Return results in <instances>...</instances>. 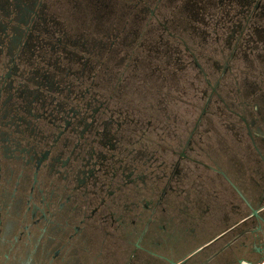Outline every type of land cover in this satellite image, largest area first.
Here are the masks:
<instances>
[{
    "label": "flooded vegetation",
    "instance_id": "1",
    "mask_svg": "<svg viewBox=\"0 0 264 264\" xmlns=\"http://www.w3.org/2000/svg\"><path fill=\"white\" fill-rule=\"evenodd\" d=\"M232 131L264 166V0H0V264H169Z\"/></svg>",
    "mask_w": 264,
    "mask_h": 264
},
{
    "label": "crops",
    "instance_id": "2",
    "mask_svg": "<svg viewBox=\"0 0 264 264\" xmlns=\"http://www.w3.org/2000/svg\"><path fill=\"white\" fill-rule=\"evenodd\" d=\"M203 167L200 165L195 206L167 209L158 222L161 228L155 235L176 240L180 251L167 260L175 264H221L226 260L257 264L262 260L258 247L264 237V183L258 186L254 179L245 178L240 163L231 160V184L221 188L205 177ZM251 210L256 211L255 216Z\"/></svg>",
    "mask_w": 264,
    "mask_h": 264
},
{
    "label": "rangeland",
    "instance_id": "3",
    "mask_svg": "<svg viewBox=\"0 0 264 264\" xmlns=\"http://www.w3.org/2000/svg\"><path fill=\"white\" fill-rule=\"evenodd\" d=\"M217 121V120H216ZM216 124V123H215ZM217 124H219V121H217ZM214 132V141L218 142V140H223L221 138L222 135H224V130L222 128H218L213 131ZM230 139V137H229ZM231 144L227 143H216V145H212L211 147L217 154L218 150L220 149L223 151L222 148L224 147H230L231 150V156H232V161L233 163H240L242 166V172L243 176L245 178H248L250 180L254 179L255 181L264 183V166L262 162L258 159V156L255 154L256 152L253 149H250V144L248 145L249 147L245 146L243 148V143H239L237 140V135L234 134V131H232L231 135ZM260 140V138H258ZM217 183V181H215Z\"/></svg>",
    "mask_w": 264,
    "mask_h": 264
},
{
    "label": "built area",
    "instance_id": "4",
    "mask_svg": "<svg viewBox=\"0 0 264 264\" xmlns=\"http://www.w3.org/2000/svg\"><path fill=\"white\" fill-rule=\"evenodd\" d=\"M258 248L260 249L262 260L258 262L257 264H264V237L260 240V245Z\"/></svg>",
    "mask_w": 264,
    "mask_h": 264
},
{
    "label": "water",
    "instance_id": "5",
    "mask_svg": "<svg viewBox=\"0 0 264 264\" xmlns=\"http://www.w3.org/2000/svg\"><path fill=\"white\" fill-rule=\"evenodd\" d=\"M252 214L255 216L256 215V211L252 210ZM169 264H175L174 262H169Z\"/></svg>",
    "mask_w": 264,
    "mask_h": 264
}]
</instances>
